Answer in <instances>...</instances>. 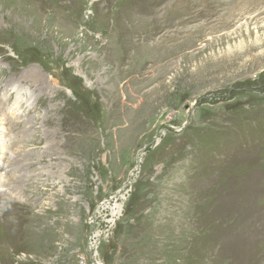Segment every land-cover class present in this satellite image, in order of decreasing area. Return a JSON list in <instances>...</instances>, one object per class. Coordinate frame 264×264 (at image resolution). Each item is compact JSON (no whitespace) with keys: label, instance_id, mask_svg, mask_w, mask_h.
Instances as JSON below:
<instances>
[{"label":"rangeland","instance_id":"obj_1","mask_svg":"<svg viewBox=\"0 0 264 264\" xmlns=\"http://www.w3.org/2000/svg\"><path fill=\"white\" fill-rule=\"evenodd\" d=\"M36 1H0V264H264V0Z\"/></svg>","mask_w":264,"mask_h":264},{"label":"bare ground","instance_id":"obj_2","mask_svg":"<svg viewBox=\"0 0 264 264\" xmlns=\"http://www.w3.org/2000/svg\"><path fill=\"white\" fill-rule=\"evenodd\" d=\"M1 2H3L5 5H6V3H8L9 5H10V10H9V13H10V15H9V18L10 19H12V23H14L13 25H17V24H19V25H21L20 27H24V28H26V27H28V26H25V23L20 19L21 17H20V15H19V13H21V11H17L16 10V8H18L19 9V5L22 3V1L24 2V0H0ZM36 1V0H35ZM65 1V0H64ZM74 1V3H72L71 2V0H70V2H66V3H69L70 5H72L71 6V8H73V6H74V4L76 3V2H80V0H73ZM34 2V1H33ZM37 2V1H36ZM40 3V2H39ZM49 3V2H48ZM24 4V3H23ZM22 4V5H23ZM30 4V3H29ZM31 4H32V2H31ZM31 4H30V9L32 10V14L34 15V18L37 20V18H39L40 17V14H38L37 13V11H36V6H35V4L34 5H32L31 6ZM37 4V3H36ZM65 4V3H64ZM113 4V3H112ZM62 5V4H61ZM68 5V4H67ZM70 5H69V7H70ZM66 6V5H65ZM111 6V4L109 3V4H107L106 5V7H104V8H107V7H110ZM66 7H68V6H66ZM68 7V8H69ZM99 7V6H98ZM27 8V7H26ZM39 8V7H38ZM44 8V7H43ZM46 8V7H45ZM49 8V7H48ZM100 9H101V7H99ZM1 10V9H0ZM51 10V9H50ZM58 10V9H57ZM70 12L72 11V9L71 10H69ZM110 10L109 9H106L105 10V17H107V18H109V17H111L109 14H108V12H109ZM15 12V13H14ZM22 12H23V10H22ZM41 12V11H40ZM8 13V14H9ZM37 13V14H36ZM73 13H75V12H73ZM72 13V14H73ZM65 14H66V12H65ZM1 15H3V14H1ZM77 15H78V12L77 13H75V17H77ZM50 16V15H49ZM53 16V15H52ZM51 16V17H52ZM63 16H65V15H63ZM62 16V17H63ZM67 16V15H66ZM55 17V19H54V21H55V23L59 26H65V23L64 22H62V21H64L63 19H59V17L58 16H54ZM53 17V18H54ZM71 17V15L69 16V18ZM61 18V17H60ZM65 18V17H64ZM131 18V17H130ZM68 19V17H66V19L65 20H67ZM26 20V19H25ZM62 20V21H61ZM46 21V20H45ZM47 21H49V20H47ZM32 22V21H31ZM66 22V21H65ZM44 23V22H43ZM127 23H128V26H133V25H136L137 23H138V21L135 23V21H134V19H132V20H130V21H127ZM8 24V23H7ZM54 25V24H53ZM73 25V24H72ZM9 26V25H8ZM36 26V25H35ZM47 26V25H46ZM68 26H71V25H68ZM174 26V25H173ZM173 26H172V28H173ZM5 27V26H4ZM10 27V26H9ZM34 27V26H33ZM40 27V26H39ZM44 27V26H43ZM2 28V27H1ZM49 28V27H48ZM176 28H177V26H176ZM37 29H39L38 28V26H37ZM171 29V28H170ZM54 30V29H53ZM52 30V31H53ZM169 30V29H168ZM175 30V29H174ZM168 33V32H167ZM31 34V33H30ZM29 34V35H30ZM33 34V33H32ZM50 34V33H49ZM10 36V35H9ZM34 36V35H33ZM150 36V35H149ZM10 38V37H9ZM11 39V38H10ZM31 39H33V38H31ZM50 39V38H49ZM35 40H36V38H35ZM34 76H32V78H33ZM1 83V82H0ZM14 138V137H13ZM20 139V138H19ZM16 140V139H15ZM34 140H32L31 142H33ZM13 142H15V141H13ZM21 143V142H20ZM12 144V143H11ZM26 155V154H25ZM18 156H19V154H18ZM17 158V157H16ZM1 159V158H0ZM7 161V160H6ZM14 163H11V164H13L12 165V167H11V171L10 172H8V174L6 175L4 172L3 173H0V188H3V187H5L6 189L5 190H0V200H5L6 202H8V203H10L9 204V206H15V202L14 201H17L16 199H20V195H22V194H20L19 195V192H21V191H24V185L26 184V183H30L31 181H32V177H31V175L29 176V173H30V171H29V173L27 172V170H25L24 171V173H22L21 171H20V167H27V166H30V165H32L33 164V162H31V161H28V160H25V159H17V160H15V161H13ZM3 171H4V168H3ZM34 176V175H33ZM23 178H25L26 179V183L25 182H22V179ZM40 181V180H39ZM20 183V184H19ZM39 184V183H38ZM20 185V186H19ZM22 186V187H21ZM21 187V188H20ZM15 191H18V192H15ZM24 194V193H23ZM122 197V196H121ZM120 197V198H121ZM124 198V197H123ZM122 199V198H121ZM120 199V200H121ZM14 200V201H13ZM3 203V202H2ZM3 205V204H2ZM2 207V206H1ZM68 208V207H67ZM1 209V208H0ZM4 209V208H3ZM13 209V208H12ZM11 209V210H12ZM118 209V208H117ZM12 211H14V209L12 210ZM20 211V210H19ZM9 213V212H8ZM114 214H116L117 215V212H114ZM56 217V216H55ZM39 227V226H38ZM34 233V232H33ZM32 235V234H31ZM30 235V236H31ZM34 235V234H33ZM35 236V235H34ZM49 237V236H48ZM34 239V238H33ZM38 240V239H37ZM40 241V240H39ZM38 243V242H37ZM37 245V244H36ZM42 245H43V243H42ZM35 247V246H34Z\"/></svg>","mask_w":264,"mask_h":264}]
</instances>
